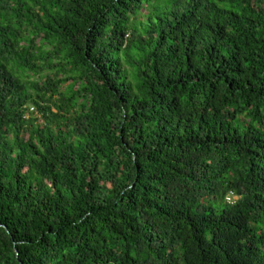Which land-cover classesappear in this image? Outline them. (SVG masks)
Segmentation results:
<instances>
[{"label":"trees","instance_id":"1","mask_svg":"<svg viewBox=\"0 0 264 264\" xmlns=\"http://www.w3.org/2000/svg\"><path fill=\"white\" fill-rule=\"evenodd\" d=\"M0 264H264V0H0Z\"/></svg>","mask_w":264,"mask_h":264},{"label":"built area","instance_id":"2","mask_svg":"<svg viewBox=\"0 0 264 264\" xmlns=\"http://www.w3.org/2000/svg\"><path fill=\"white\" fill-rule=\"evenodd\" d=\"M31 110H33V108ZM237 198H238L237 195H235L233 192H230L227 195L226 200L228 203H234L237 200Z\"/></svg>","mask_w":264,"mask_h":264}]
</instances>
